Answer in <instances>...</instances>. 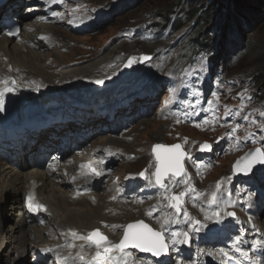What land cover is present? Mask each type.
<instances>
[{"label":"rangeland","instance_id":"1","mask_svg":"<svg viewBox=\"0 0 264 264\" xmlns=\"http://www.w3.org/2000/svg\"><path fill=\"white\" fill-rule=\"evenodd\" d=\"M36 1L19 0V5L28 7V10L19 11L20 33L15 40L23 48L31 50L33 62L36 54L41 53V67H43L41 80H45L43 86L47 83H52V87L59 86V78L56 75L63 68L80 67L97 60L99 64L102 61L114 62L115 60L110 55L116 58L118 68L114 70L116 81L108 82V86L113 83L119 84V89L123 90L128 84L136 83L135 91H138L153 82L159 85L157 86L158 92L152 97L153 99L145 102V108L148 107V110L144 112L130 109L129 95L135 93L126 92L124 98L127 111L122 114L123 120L116 118L115 124L108 126L106 132L84 144L85 147L92 149L93 144L91 143L96 138L111 135L113 142L109 146L110 151L115 152V149L119 148L126 153L124 158L115 159L114 165L109 166V169L116 170L111 179L95 189L94 192L101 195L100 198L105 197L108 201L107 189L116 183L118 187L125 184L127 185L125 192L128 194L126 200L134 205L135 213L146 203L149 212L153 209L152 206H162L163 211H166L162 215L165 217L171 215L170 222H166V218L162 219L158 213L157 221H160V226L151 222L146 213L130 216L131 213L128 220H125L123 215L118 221L123 223L141 219L154 229H162L169 248L176 250L180 246L187 247L185 252L187 262L191 260L189 253L193 251L190 248L198 237L211 236L209 240L200 243L202 248H210L212 244H216L217 250H221L227 244L237 247L244 243L245 239L243 236L233 239L232 236L251 231L255 224L258 227L257 230L252 231L246 239L257 246L264 243V207L255 212L250 211L249 207L243 210L247 205H256L259 194L264 190V184H262L264 183V163L261 171L253 172L247 179L245 177L249 175L235 167L237 157L247 150L261 149L264 151V94L254 95L256 89L254 78L261 75L264 77V19L251 29L240 27L244 42L237 45V52L231 55L232 60L224 68L219 67L210 71L206 54H189L187 36L191 29L195 28L197 13L195 10L200 9L203 12L206 9L202 6L208 5L207 8H209L215 0H64L61 4L55 0L51 1L52 7L47 5L46 9H41V4L37 5ZM214 7L211 8L214 9ZM48 9H53V13L48 12ZM5 10L2 7L0 11V26L7 15ZM39 11L40 14H38ZM159 12L167 13L170 22H173L172 17L183 20L182 24L178 25V22H173L172 27L166 30H163L161 26L156 27L157 18L160 17L159 20H163ZM104 13L110 16H105V20H101L100 28L84 30L96 20L91 18H96L95 15L102 17ZM191 16L194 18L191 19ZM30 20L35 26H28ZM35 20L39 23V28L52 25L49 31L46 28V39H41L40 35H36ZM226 21V18L217 20L219 24L224 25ZM30 31L34 32L29 33ZM0 36H2L1 32ZM236 38L243 39L240 36ZM140 56L152 57L150 60L139 61ZM133 57L135 61L129 67L127 74L122 76L119 73L121 65L127 58ZM56 58H61V66H58L60 63L57 61L56 64L51 65V61ZM158 61L166 63L167 68L164 71L158 69L162 65ZM15 64L21 66L16 62ZM25 65L29 66L30 63L27 62ZM31 65L34 67L32 63ZM151 69H158V71L150 72ZM218 72H220V77L216 78ZM96 77L99 81L107 80L99 73H92L91 81H95ZM25 82L30 83L29 86L33 89L36 83L35 75L30 76ZM74 83L83 87L90 85L89 80L79 81L78 77ZM106 85L96 89L108 87ZM64 97L65 103L69 104L70 98ZM89 99L90 97L84 98V100ZM97 101L101 104L100 112H108L109 107L102 105L105 101L101 99ZM134 101H136L135 98L131 102V107L139 108V104H134ZM120 137L124 138L125 143ZM202 141L211 143V152L207 154L197 152V146ZM174 142H179L186 151L184 159L186 175L175 178L173 182L166 178L165 183L169 184V187L164 189L155 185L153 181L155 160L150 147L153 143L171 144ZM123 147L127 148L128 152L124 151ZM117 151L120 152V150ZM130 153L132 154L129 155ZM144 155L148 157V160L139 158ZM240 167L243 168L242 165ZM33 168L29 167V169ZM27 170L28 168L25 169ZM142 172L144 176L140 175ZM199 172L206 174L207 177L197 175ZM256 174H258L256 177L251 178ZM219 177L224 178L223 182L227 183L228 187H216L215 183H219L216 179ZM177 180L179 183L176 182ZM180 180L183 182L180 183ZM191 182L197 185L203 184V188L211 194L210 199L203 201L205 204L201 211L198 209L200 213H189V208H192L190 206ZM181 192L187 194L181 203L182 211L177 215L175 209L170 207L169 197ZM213 193L216 194V200L210 203ZM195 195L193 193L192 196ZM11 203V199L8 198L5 205L11 206ZM118 212L115 211L113 214ZM184 212L188 215L185 216ZM101 213L106 216L102 208ZM229 213H234V215H229ZM3 214H6L5 218L9 219L10 224H6L0 231V244L1 240H4V248H0L2 249L0 264H15L17 259L15 260L14 251L21 235L19 232L10 231L9 227H12L19 211H3ZM189 214H199V217L190 221ZM204 215H207L208 219L202 220ZM221 221H223L224 229L219 234L217 226ZM166 223L170 224L169 228L164 227ZM27 224L37 226L44 231V234L48 233L53 243L65 245L66 242L70 243L68 240L65 242L58 232L46 225L45 220L43 224H38L36 220L27 219ZM96 227H100L102 233L109 236L117 231L112 225L106 228L99 224ZM174 232H187L191 240L187 245L173 244L172 233ZM76 241L81 242L82 240ZM33 250L32 247L28 248L22 260L17 261V264H46L53 256L49 254L46 260H38L39 263L32 262V259L36 260ZM74 254L70 253L71 259Z\"/></svg>","mask_w":264,"mask_h":264},{"label":"bare ground","instance_id":"2","mask_svg":"<svg viewBox=\"0 0 264 264\" xmlns=\"http://www.w3.org/2000/svg\"><path fill=\"white\" fill-rule=\"evenodd\" d=\"M51 3L52 2H49V4ZM220 11L226 12L222 9ZM220 11L219 13H221ZM200 13L202 12L199 11L197 16ZM38 14L40 13L38 12ZM197 16L195 18H197ZM224 17L225 16L223 14L219 18ZM33 18L37 19L35 17ZM6 19L13 20L15 19V15H6L3 20ZM37 20H35L37 24L36 35H40L41 37L46 39L45 33L47 30H50L52 25H46L47 27L45 28H39V23H37ZM28 26L33 27L35 26V24L30 20L28 22ZM225 26L226 25L221 23L219 24V22H217L215 24V27H209V29H211L217 35H222ZM0 31H4V34L1 32L2 36H0V80H6L8 77L14 78L18 88L22 91L24 98L26 100H35L34 98H39L40 103L43 104V107H41L43 108L41 112L44 113L45 117H49L51 120L56 118V115L68 114L71 110L70 106L65 103V97H62L64 95L66 97H69L71 99V102L81 101L86 97V95L93 97L96 101L98 99L105 98L104 100H106V102L114 112L115 108L113 107V105L116 104L117 101L121 99L122 94H125L126 92H134L135 94H130L129 97L138 99V101L146 100L147 102H150L153 99L152 96L156 91L158 92L159 88H157V86L159 85L155 82L150 83L142 90L139 89L138 91H135V89L137 88L135 86L136 83L128 84V86H125L123 90L119 89V84L116 85L113 83L108 86V82L112 83L116 81L114 70L118 68V63L113 55L110 56L115 60L114 62L102 61L99 64V61L97 60L95 62L92 61L90 63L83 64L80 67L63 68L57 73L58 75H56L59 78V86L56 85V87H52V83L47 82V84L43 86L45 80H41V70L43 68L41 67V53L36 54V57L34 58L35 61L33 62V59L31 58V56H33L31 50H27L23 48L21 44L17 43V40H15L14 37L8 34V30L6 27H0ZM33 32L34 31H30L29 33ZM240 32L241 30L237 31L234 28V30L228 32L233 34H228L227 40L233 45H241L244 42V36L241 35ZM236 36H240L243 39H237ZM192 43L193 42L190 41V45H192ZM162 53L163 52H161V54ZM57 55L58 52L56 51V56ZM148 57V60H150L152 56ZM56 61L60 63L58 66H61V58H56L55 60L51 61V65L56 64ZM15 62L21 66L16 65ZM27 62L30 63L29 66L25 65ZM67 62L68 61H66V63ZM158 62L159 64H162L158 69H160V71H164L167 68L166 63L162 61ZM31 63L34 65V67L31 65ZM22 67H24L25 69H23ZM158 69H151L150 72L158 71ZM92 73H99L101 77L107 80H104L102 84L94 87L98 84L97 81H99V79H97L96 77L95 81H91ZM126 74L127 72L122 76ZM32 75H35L36 77V83L34 84L33 89L29 86L30 83L25 82V80H29L30 76ZM77 77L79 81L89 80L90 85L83 87L75 84L74 82L77 81ZM104 85L108 87L101 90L96 89L97 87H102ZM5 87L11 88V84L8 82L7 85L1 84L0 90L4 89ZM28 88H30L31 91H29ZM69 88L71 92L68 91ZM55 89L59 90V94L54 93ZM93 90L95 91L93 92ZM68 92L70 93L66 94ZM8 97H19L21 100H24L20 97V92L14 89H12V91L5 92L3 97V101L7 104L14 103ZM99 106V103L93 102L87 108L90 111H99ZM132 110L140 111L139 108H132ZM146 110H148V107L143 108V110L141 111L144 112ZM27 119V117L19 116V122H25ZM82 119L92 121L94 119V116L92 114H87L83 115ZM108 121L109 118H107L104 122L107 123ZM74 125H77L79 127L78 123H72L70 124V127ZM68 128L69 125L64 128V132L68 135L66 137L70 138L72 134L67 132ZM103 128V126L87 128V130H90V137L82 138V136H80V145H84L91 139L101 135L99 134L101 132L99 130ZM84 132V130H79L75 133L76 135H84ZM120 139L125 143L123 137H120ZM20 142L21 145L24 146L23 142ZM112 142L113 139L111 135L100 136L91 143V145L93 144V146H91L92 149L90 147L84 146L76 149L77 151H72L68 147L64 148L63 144L61 145L62 147L58 149L55 152V155L52 157L51 161L53 163H51L47 168L43 166V169H39L36 167H34L33 169H29V167H31V164L25 159L32 160L37 156H41L49 150V145H44L43 150L40 154L37 153L38 150L34 149V151L28 156H22V152H20L18 148L5 152H2V149L0 148V231L6 224L9 223V219L5 218L6 214L4 215L3 211H20L21 197L26 191L27 186H29L28 184L32 180L33 182L39 184L38 187H36V191L34 193L35 199H39L45 202L43 205L45 206L46 211H39V214L41 213L39 216L42 220H45L46 225H49L51 229L55 230V232H58V234L62 238H64L65 242L66 240L70 241V243L66 242V245L53 243L48 233L44 234V231L42 229H39L37 226H31L27 224V219L30 218L29 215L24 213L23 215L18 216L20 214L19 212V214L14 218L12 227H9L10 231L19 232V234L21 235L14 251L15 260L17 259L15 264H17V261L22 260L26 250L31 247L36 250V254H40L43 251L53 254V256H51L52 260H50L48 264H95V262L93 261V257L98 250L95 245L91 244V242L87 240L81 239V242L76 240H78L79 238L77 237L80 236L86 237L88 235V232L92 228L96 227V225L102 224L106 228H108L109 225L115 227L117 231L113 233L112 236L107 235L108 241L114 244L118 242L120 236L124 232L123 224L125 221L123 223H120L118 221L121 218L120 216L124 215V217L126 218L125 220H128L130 219L129 215L131 213L132 215L130 216L146 213L147 218L151 222H155V225L160 226V221H157V214L160 213L162 219L165 217V215H162L166 213V211H163V207L152 206L153 209H151V211L149 212L148 204L145 203L143 206L139 207L138 212L135 213L134 205H132L129 200H126L128 194L125 192V186L127 185L124 184L123 186L118 187V184L116 183L110 186L107 189L108 192L106 195V197H109L108 201L105 200V197L100 198L101 195H97L94 192L96 191L95 189L101 186L103 182L111 179V177L115 173V169H109L110 165H114V160L124 158V156L126 155V153L121 151V149L119 148L116 149L120 150V152H118L116 149L115 152H111L109 146L112 144ZM7 149H9V147H7ZM25 150L27 151V149ZM123 150L128 152V149L125 147H123ZM70 153H73V155L71 156ZM105 153L106 155H104ZM131 154L132 153H130L129 155ZM139 158L141 160H148V157L145 155ZM42 160L43 157L41 159V162ZM37 161L38 166V158ZM81 165H91L101 174L94 175L92 173H88L87 168L82 169ZM252 167L257 170H262L261 167H258L255 164H253ZM27 168L28 170L25 171V169ZM197 175H204V177H207L206 174L202 172L198 173ZM223 180V177L217 178L216 181H218L219 183H215L216 187L217 185H219V187H228V184L224 183ZM170 182L173 181L171 180ZM182 182L183 180H180V183ZM138 184H140V182ZM69 185L71 186V188L69 187ZM190 186V189L192 191L190 206L193 209L189 208V213H200L199 210L201 211V208L205 204V202L203 201H207L208 199H210L211 194L203 188V184L197 185L195 182H191ZM193 193H195L196 195L192 196ZM154 194L156 195L157 191ZM8 198L11 199V206L5 205ZM263 198L264 190L261 195L258 196L256 205L249 206L250 211L255 212L259 210V204L264 202ZM101 208L103 209L106 216L101 213ZM106 211L108 213H106ZM115 211L119 212L117 214H113V212ZM153 212L155 213L153 214ZM189 217L190 221L195 220L199 217V214H189L188 218ZM203 217L204 218L202 220L208 219L207 215H204ZM165 218L166 222H170L171 215H166ZM164 227L169 228L170 224L166 223ZM257 228L258 227L253 224V229L251 231L241 233L238 236H232L233 239H237L238 237L243 236L245 242L241 245H238L237 247L227 244L220 251L217 250L216 244H212L210 248H202L200 246V243L202 241L209 240L211 236L198 237L197 235L198 238L195 239L194 245L192 246V248H190L193 251L189 253L191 254V260L189 262L185 261V252L187 247L180 246L177 247L176 250L169 248L168 256L161 263L154 264H227L229 262H234L236 264H262V254L256 249L254 244L250 243L246 239V237L251 235L252 231L255 232ZM223 229L224 225L223 221H221L217 226L219 234L222 233ZM73 231L77 233L76 237L71 234ZM12 235H14V233ZM189 240H191V237H189ZM1 241L2 243L0 244V248H4V240L2 239ZM259 246H261V244H259ZM6 249L7 247L5 248V250ZM1 250L2 249H0V251ZM99 251L103 252V248H100ZM71 252L75 253L73 259H71ZM110 256L111 259L106 260L105 264H153L149 260V257L137 254L136 249L124 250V252L114 251L110 254Z\"/></svg>","mask_w":264,"mask_h":264},{"label":"snow or ice","instance_id":"3","mask_svg":"<svg viewBox=\"0 0 264 264\" xmlns=\"http://www.w3.org/2000/svg\"><path fill=\"white\" fill-rule=\"evenodd\" d=\"M41 38L44 39L43 37ZM143 59L147 60L149 59V57L145 56L143 57ZM134 61V57L130 58L126 67H131ZM0 83L7 85L6 80H0ZM13 83L15 82L13 81ZM97 83H103V81H97ZM9 91H12V89L9 87H5L4 89L0 90V111L4 110V94L5 92ZM201 150H211V145L205 143L201 145ZM152 151L156 159V171L153 173V176L155 177V183L159 187L164 189H167L169 187V184L165 183L166 178L171 181L175 180V178L177 177H182L183 175H186L182 163V160L184 159L186 153L181 151L180 145H172L171 147H169L163 144H156L153 147ZM248 156L251 157V159H248V157L244 158L247 159L248 162L243 166V168L240 167V162H237V165L235 166L236 169L247 173L251 169L253 164L264 163V151H261V149H256L254 153H249ZM81 168L89 169V171L94 175L101 174L99 171H97V169H95L91 165H81ZM169 174L171 175L169 176ZM140 175L144 176V173L142 172L140 173ZM176 182L179 183L178 180ZM217 187H219V185H217ZM186 194V192H181L179 194H174L169 197L170 207L176 210L177 215H179L182 211L181 203ZM26 200L29 211H46L45 206L35 199V194L33 192H29ZM215 200L216 194L213 193L212 200L210 201V203L215 202ZM184 215L187 216L188 214L184 212ZM229 215H234V213H229ZM71 234L74 237L77 236V233L74 231ZM77 238L91 242V244H94L95 247L98 249L96 251L95 256L93 257V261L95 262V264H105L106 260L111 259L110 254L112 252H124V250L129 246L132 248L139 249L140 251L151 252L154 256H161L162 254H166L169 248V245L165 242L163 232L154 230L153 228L149 227L148 224H145L143 221H137L134 224H128L127 226H125L123 237L122 239H120L119 243L114 244L108 241V238L104 236L99 231V229L93 230L86 237L80 236ZM172 243H189L188 233H172ZM100 248H103V252L99 251Z\"/></svg>","mask_w":264,"mask_h":264},{"label":"trees","instance_id":"4","mask_svg":"<svg viewBox=\"0 0 264 264\" xmlns=\"http://www.w3.org/2000/svg\"><path fill=\"white\" fill-rule=\"evenodd\" d=\"M205 6L202 7L206 10L198 16L197 14L200 9L195 10V12H197L195 15V17L197 16L194 23L195 28L193 30L191 29L187 36V43L190 44V41H192V45L197 48L204 49L208 51V53L213 52V54L209 55V62L211 63L209 69L213 71L219 67L224 68L230 62L231 54L237 52V45H233L227 40V35L233 34L228 32L234 30V28L239 31L240 27H245L248 30L253 28L258 22L263 21L264 0H215L214 4L209 8H207L208 5ZM211 7H214V9ZM221 9L226 12H221ZM219 11L221 13H219ZM166 14L167 13L163 14L159 12V15L164 17V21L167 19ZM223 14L225 16L224 18L227 20L226 26L222 35H217L209 29V27H215L216 20ZM193 18L194 17L191 16V19ZM168 25H170V23H168L167 26ZM212 55L214 57H212ZM254 81L256 82L257 92L259 94H264V77L262 75L260 77L256 76Z\"/></svg>","mask_w":264,"mask_h":264},{"label":"water","instance_id":"5","mask_svg":"<svg viewBox=\"0 0 264 264\" xmlns=\"http://www.w3.org/2000/svg\"><path fill=\"white\" fill-rule=\"evenodd\" d=\"M128 60L129 59H127L124 63H123V65H122V67H121V70H120V73L121 74H125L127 71H128V69H129V67H126V65L128 64ZM156 144H161V143H154L153 145H152V147H151V149H153V147L156 145ZM203 144H205V143H203ZM203 144H201V145H203ZM208 144V143H207ZM164 145V144H163ZM172 145H180L179 143H174V144H172ZM172 145H166V146H169V147H171ZM201 145L199 146V150L200 151H204V152H208L209 150H201ZM181 146V145H180ZM255 150L256 149H254V150H251V151H249V152H247V153H245L243 156H241V157H239V158H237V161L235 162V164H237V162H240V165H243L245 162H246V160L247 159H244V158H246V157H248V159H251V157H249L248 156V154L249 153H254L255 152ZM181 151H183L184 153H186L182 148H181ZM153 152V151H152ZM155 156V155H154ZM182 163H183V161H182ZM155 171H156V167H155ZM246 175L247 174H249V172H247V173H245ZM154 179H155V177H154ZM137 221H142V220H135V221H130V222H128V223H126V225L125 226H127L128 224H134V223H136ZM144 222V221H143ZM145 224H147L146 222H144ZM149 227H151L150 225H149ZM125 228V227H124ZM152 228V227H151ZM95 229H97V228H95ZM95 229H93V230H95ZM92 230V231H93ZM154 230H156V229H154ZM91 231V232H92ZM100 231V230H99ZM156 231H158V230H156ZM90 232V233H91ZM124 233V232H123ZM105 236V235H104ZM122 237H123V234H122V236L120 237V239H122ZM120 239L118 240V242L117 243H119V241H120ZM126 249H136V248H132V247H128V248H126ZM137 251H138V253L140 254V255H151V256H153L155 259H160V258H164L165 256H166V254H162L161 256H154L151 252H144V251H140L139 249H136Z\"/></svg>","mask_w":264,"mask_h":264}]
</instances>
